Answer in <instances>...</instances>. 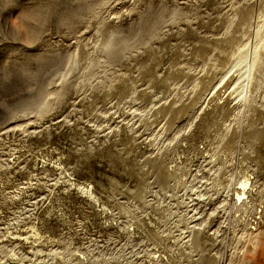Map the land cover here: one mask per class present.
<instances>
[{"label": "rangeland", "instance_id": "obj_1", "mask_svg": "<svg viewBox=\"0 0 264 264\" xmlns=\"http://www.w3.org/2000/svg\"><path fill=\"white\" fill-rule=\"evenodd\" d=\"M263 45L264 0H0V264H264Z\"/></svg>", "mask_w": 264, "mask_h": 264}, {"label": "bare ground", "instance_id": "obj_2", "mask_svg": "<svg viewBox=\"0 0 264 264\" xmlns=\"http://www.w3.org/2000/svg\"><path fill=\"white\" fill-rule=\"evenodd\" d=\"M262 33V32H261ZM260 34V33H259ZM260 49V51H259V59H258V61H256V59H254V61H256L255 62V67H254V70H253V75H255L257 72H258V70H259V65H263L264 64V45L263 46H261V48H259ZM249 182V179L248 178H246L244 181H243V183H242V189H244V188H246V186L249 184L248 183ZM244 193H243V191L241 192V193H237V195L238 196H241V195H243ZM236 195V194H235ZM260 218V216L258 217V219ZM255 220L257 219V218H254ZM33 233H34V231H33ZM34 234H36V233H34ZM30 238V237H29ZM29 241V240H28ZM27 242V241H26ZM31 242V241H30ZM14 256V255H13ZM16 264H21L20 263V261H18ZM208 264H212V263H210V262H208Z\"/></svg>", "mask_w": 264, "mask_h": 264}]
</instances>
